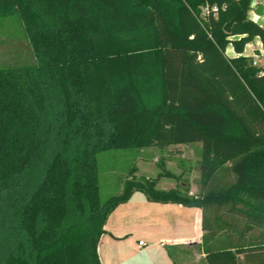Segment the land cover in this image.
<instances>
[{
    "label": "trees",
    "instance_id": "16d2710c",
    "mask_svg": "<svg viewBox=\"0 0 264 264\" xmlns=\"http://www.w3.org/2000/svg\"><path fill=\"white\" fill-rule=\"evenodd\" d=\"M251 2L0 0L36 58L0 66V264H103L107 220L135 191L202 209L206 264H264V67L242 55L255 37L264 50V26ZM193 142L197 193L159 189L174 176L161 162L156 177L132 166L102 199L100 153Z\"/></svg>",
    "mask_w": 264,
    "mask_h": 264
},
{
    "label": "crops",
    "instance_id": "0c3cea01",
    "mask_svg": "<svg viewBox=\"0 0 264 264\" xmlns=\"http://www.w3.org/2000/svg\"><path fill=\"white\" fill-rule=\"evenodd\" d=\"M249 16L264 26V17H254L250 12ZM226 53L229 57L240 55L232 44L228 46ZM242 55L253 59L264 56L261 39L255 37L250 41ZM171 162L173 163L170 159L165 160L166 169L174 175L169 178L183 176V171L177 174L168 169L167 164ZM164 177L168 178L161 177L158 184ZM178 187L177 181L175 186L164 189ZM199 189L200 185H192L190 194L197 193ZM202 216L203 211L199 207L177 202L150 201L143 192L135 191L107 220V232L102 235L99 244L101 261L103 264H179L176 252L182 257L183 264H206L205 253L201 248L204 234ZM141 240L144 241L143 245L139 244Z\"/></svg>",
    "mask_w": 264,
    "mask_h": 264
},
{
    "label": "rangeland",
    "instance_id": "374dc122",
    "mask_svg": "<svg viewBox=\"0 0 264 264\" xmlns=\"http://www.w3.org/2000/svg\"><path fill=\"white\" fill-rule=\"evenodd\" d=\"M262 22L264 23V18ZM249 52L251 51L249 50ZM35 62L33 49L26 37L19 16L0 17V66H22ZM201 151L202 142L165 148L148 147L104 151L98 155L102 199L122 190L124 180L131 176L129 170L132 166L135 165L138 168L135 176L156 177L161 171L159 163H165L166 159L173 161V163L167 164L169 170L177 174L183 171L184 175L177 179L164 177L158 184V188L173 187L177 181L180 189L185 187L184 185L188 189L194 184L198 187L201 179ZM175 254L177 262L183 264L179 253L175 252Z\"/></svg>",
    "mask_w": 264,
    "mask_h": 264
},
{
    "label": "built area",
    "instance_id": "2783aa9c",
    "mask_svg": "<svg viewBox=\"0 0 264 264\" xmlns=\"http://www.w3.org/2000/svg\"><path fill=\"white\" fill-rule=\"evenodd\" d=\"M260 4H262L263 6H264V0H252V2H251V8H250V13H252V15L255 17V16H257L258 17V15L257 14H255V8L258 6V5H260ZM202 10H203V12H202V16L204 17V19H207L208 18V16H209V14H210V9H209V7L208 6H205V7H203L202 8ZM212 10L214 11V14H216L217 13V11H218V7L217 6H213L212 7ZM252 18V17H251ZM254 21H256L254 18H252ZM253 64L255 65V66H260V67H264V56H256L255 58H254V60H253ZM261 74H264V70H262L261 71ZM139 244L140 245H143L144 244V241L143 240H141L140 242H139Z\"/></svg>",
    "mask_w": 264,
    "mask_h": 264
},
{
    "label": "water",
    "instance_id": "95a60500",
    "mask_svg": "<svg viewBox=\"0 0 264 264\" xmlns=\"http://www.w3.org/2000/svg\"><path fill=\"white\" fill-rule=\"evenodd\" d=\"M255 14H257L258 16L260 17H264V6L262 4L258 5L256 8H255ZM234 20H232L230 23H228L225 27V30L227 32H230L231 30V26L233 24Z\"/></svg>",
    "mask_w": 264,
    "mask_h": 264
},
{
    "label": "clouds",
    "instance_id": "9594fccd",
    "mask_svg": "<svg viewBox=\"0 0 264 264\" xmlns=\"http://www.w3.org/2000/svg\"><path fill=\"white\" fill-rule=\"evenodd\" d=\"M258 19V18H257Z\"/></svg>",
    "mask_w": 264,
    "mask_h": 264
}]
</instances>
